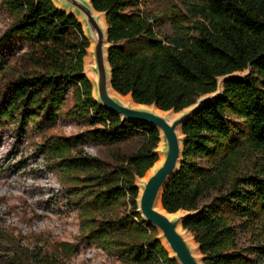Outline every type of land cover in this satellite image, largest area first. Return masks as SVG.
Listing matches in <instances>:
<instances>
[{
  "label": "trees",
  "instance_id": "16d2710c",
  "mask_svg": "<svg viewBox=\"0 0 264 264\" xmlns=\"http://www.w3.org/2000/svg\"><path fill=\"white\" fill-rule=\"evenodd\" d=\"M90 1L106 14L117 93L178 113L216 94L225 78L222 92L183 127L181 166L162 205L169 213H190L183 225L204 264H264V0H177L161 15L141 8L143 0ZM2 3L13 23L0 37V73L9 69L2 50L14 36L34 52V66L10 82L0 128L14 121L26 126L42 113L54 121L73 87L72 114L89 123L90 138L115 144L140 136V148L110 171L77 148L81 138L46 149L75 183L71 195L88 199L81 207L88 242L122 264H179L138 212L137 180L160 159L159 130L97 102L84 68L90 40L76 16L52 0Z\"/></svg>",
  "mask_w": 264,
  "mask_h": 264
},
{
  "label": "rangeland",
  "instance_id": "374dc122",
  "mask_svg": "<svg viewBox=\"0 0 264 264\" xmlns=\"http://www.w3.org/2000/svg\"><path fill=\"white\" fill-rule=\"evenodd\" d=\"M143 1L141 8L161 15L177 0ZM12 23L13 16L0 0V37ZM83 28L87 33L84 22ZM2 54L9 69L0 73V109L7 104L10 82L34 66V52L21 36L8 40ZM90 57V70L94 71L92 52ZM74 106L71 87L54 121L42 113L26 126L14 121L0 128V264H122L86 240L81 207L88 199L82 193L71 195L75 183L54 167L46 148L54 141L74 143L81 138L77 148L99 159L103 168L110 171L136 152L142 139L136 136L115 144L93 140L87 135L89 123L72 114ZM169 112L176 117L183 111ZM245 166L253 168L255 163ZM121 211L125 214L128 208L123 206Z\"/></svg>",
  "mask_w": 264,
  "mask_h": 264
},
{
  "label": "water",
  "instance_id": "95a60500",
  "mask_svg": "<svg viewBox=\"0 0 264 264\" xmlns=\"http://www.w3.org/2000/svg\"><path fill=\"white\" fill-rule=\"evenodd\" d=\"M52 1L62 11L76 16L77 19L79 16L87 27L85 34L93 42L94 72L97 75L95 83L90 81L97 102L125 120L152 126L160 132L161 141L163 140L161 149L163 162L156 167L154 165V170L147 174L146 179L139 178L138 186L141 189L137 199L138 212L158 230L157 239L162 241L172 258L176 259L179 264H204L200 245L196 242L194 235L183 225L190 213L183 210L169 213L164 207L162 212L157 209V204L159 201L162 203L164 190L180 169L185 141L184 125L203 107L206 101L222 92V83L225 78L220 80L219 91L216 94L201 97L196 104L182 110L183 112L181 111L182 113L173 121L149 108L153 106L160 110L156 105L137 104L132 97L137 106L126 105L113 97L109 91V84L112 86V69L109 63L111 45L109 44L106 14L99 12L105 16L106 25H103L101 16L94 14L97 10L90 0ZM80 23L82 24L81 21ZM157 152L159 153L158 149ZM190 237L197 245L196 248L193 247ZM198 252H200L199 255H197Z\"/></svg>",
  "mask_w": 264,
  "mask_h": 264
},
{
  "label": "bare ground",
  "instance_id": "6f19581e",
  "mask_svg": "<svg viewBox=\"0 0 264 264\" xmlns=\"http://www.w3.org/2000/svg\"><path fill=\"white\" fill-rule=\"evenodd\" d=\"M94 14H95L96 16H101V22H102V24H103V25H106L104 14H101V13H99V12H97V11H94ZM78 20L81 21V22H82V25H83V21H82V19H81L79 16H78ZM92 48H93V42L90 40V45H89V48H88V51H87V55H86V57H85V65H84V68H85V73H86V75L88 76V78H89L93 83H95V82H96V79H97V75H96V73H95L93 70H90V62H91V57H90V56H91ZM92 66H94V64H93ZM109 91H110V94H111L113 97L119 99V100H120L121 102H123L124 104H126V105L137 106V105L133 102V100H132V98H131V95H125V96H124V95H121V94L117 93V92L113 89V87L111 86V84H109ZM149 108L152 109L153 111H155V112H157V113H159V114H161V115L167 117L170 121H173L174 118H175V115H174L172 112H169V111L164 112V111H161V110H158V109L154 108L153 106H151V107H149ZM160 143H161V142H160ZM161 148H162V147H161V145L159 144L158 150H159L160 159H159V161L155 164V167L158 166V165H160V164L163 162V158H164V157H163V154H162V152H161ZM155 167L151 168V169L149 170L148 174L151 173V172L154 170ZM146 178H147V176L144 177V179H146ZM140 189H141V188H140ZM157 209L160 210V211H162V212L164 211V210H163L162 203H161L160 201H159L158 204H157ZM190 240H191V243H192L193 247L196 248L197 245L195 244V242L192 241L191 237H190ZM199 254H200V252H198L197 255H199Z\"/></svg>",
  "mask_w": 264,
  "mask_h": 264
}]
</instances>
